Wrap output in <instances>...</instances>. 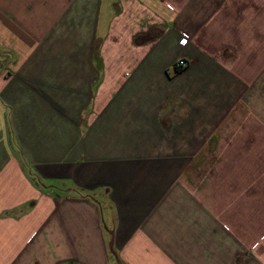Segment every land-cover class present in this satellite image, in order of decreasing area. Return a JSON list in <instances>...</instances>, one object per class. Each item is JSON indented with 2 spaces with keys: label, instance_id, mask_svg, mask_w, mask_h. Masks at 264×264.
Returning a JSON list of instances; mask_svg holds the SVG:
<instances>
[{
  "label": "crops",
  "instance_id": "obj_1",
  "mask_svg": "<svg viewBox=\"0 0 264 264\" xmlns=\"http://www.w3.org/2000/svg\"><path fill=\"white\" fill-rule=\"evenodd\" d=\"M0 264H264V0H0Z\"/></svg>",
  "mask_w": 264,
  "mask_h": 264
},
{
  "label": "built area",
  "instance_id": "obj_2",
  "mask_svg": "<svg viewBox=\"0 0 264 264\" xmlns=\"http://www.w3.org/2000/svg\"><path fill=\"white\" fill-rule=\"evenodd\" d=\"M189 43V38H187L186 36H182L178 42V45L181 48H184L187 46V44ZM176 67H178L179 69H184L187 67V63L183 60V59H179L176 63Z\"/></svg>",
  "mask_w": 264,
  "mask_h": 264
},
{
  "label": "trees",
  "instance_id": "obj_3",
  "mask_svg": "<svg viewBox=\"0 0 264 264\" xmlns=\"http://www.w3.org/2000/svg\"><path fill=\"white\" fill-rule=\"evenodd\" d=\"M136 42H138V39L136 40ZM183 69H179L178 67H176V65H175V72L176 73H179V72H181Z\"/></svg>",
  "mask_w": 264,
  "mask_h": 264
}]
</instances>
